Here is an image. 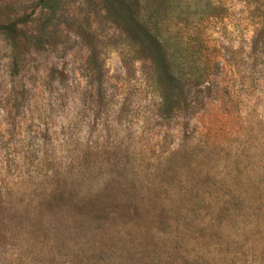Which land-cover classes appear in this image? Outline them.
<instances>
[{
	"label": "rangeland",
	"instance_id": "obj_1",
	"mask_svg": "<svg viewBox=\"0 0 264 264\" xmlns=\"http://www.w3.org/2000/svg\"><path fill=\"white\" fill-rule=\"evenodd\" d=\"M8 23L0 264H264V0H0Z\"/></svg>",
	"mask_w": 264,
	"mask_h": 264
},
{
	"label": "trees",
	"instance_id": "obj_2",
	"mask_svg": "<svg viewBox=\"0 0 264 264\" xmlns=\"http://www.w3.org/2000/svg\"><path fill=\"white\" fill-rule=\"evenodd\" d=\"M131 21H132L134 28L141 31V37L143 39L144 38L147 39V41L154 48H156L157 51L161 52L164 62L168 64V61L170 60V70H167V76L170 77V83H173L177 85L178 87L184 86L186 83H189L190 81H188L186 75L183 74V72L181 71V68L184 65L186 69L190 70L192 68V65H191L192 63L190 61L191 55L188 57V51L185 50L186 48L184 46V42L181 39L182 37L179 38V42H177L176 37L175 38L170 37V56H169L168 54L166 55L165 49L163 48L165 47V42L161 39V37H159L153 25H151L152 26L151 27L150 25H146L144 22H140L138 17L131 19ZM0 28H3L4 30H6L11 36L12 35L14 36L16 33L14 23H8L5 25L0 24ZM194 40H195L193 41L194 42L193 44H195L194 46H196L199 49V46H200L199 39L195 38ZM15 49H16L15 44L12 43V51L14 52V58H13L14 61H15ZM203 73H204V70H201V72L196 73L195 75H192L194 79L191 82H193V85H195L196 88H198L204 83L203 75H202ZM175 96L176 94L170 91V110L172 111L178 110L180 108V104H178V101L175 99L176 98ZM183 104L186 107H188L193 103L186 101L185 103L183 102Z\"/></svg>",
	"mask_w": 264,
	"mask_h": 264
}]
</instances>
